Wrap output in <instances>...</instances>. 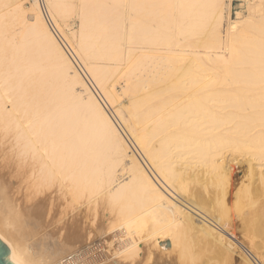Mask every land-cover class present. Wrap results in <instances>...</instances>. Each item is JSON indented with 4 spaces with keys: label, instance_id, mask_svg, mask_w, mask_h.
Here are the masks:
<instances>
[{
    "label": "bare ground",
    "instance_id": "1",
    "mask_svg": "<svg viewBox=\"0 0 264 264\" xmlns=\"http://www.w3.org/2000/svg\"><path fill=\"white\" fill-rule=\"evenodd\" d=\"M226 1L0 0L10 263L264 261V0Z\"/></svg>",
    "mask_w": 264,
    "mask_h": 264
},
{
    "label": "rangeland",
    "instance_id": "2",
    "mask_svg": "<svg viewBox=\"0 0 264 264\" xmlns=\"http://www.w3.org/2000/svg\"><path fill=\"white\" fill-rule=\"evenodd\" d=\"M246 3L247 2L245 0H227L226 1V4H227V7H226V19H228L229 15H230V18L231 19H234L236 14H240V15L241 14L242 15L246 14V10H247L246 9L247 8V4ZM25 6L27 8L30 7L31 6V2L28 1L27 3H25ZM226 23H227V20H226ZM68 24H69V28L67 29V32H73V31H76L77 30V28H78V21H77V19H75V18H71V20L69 19L68 20ZM120 88H121V86L118 87V90H120ZM114 120H115V118H114ZM115 122H116V120H115ZM132 149L134 150L135 155L138 158H140V154L138 153V151L136 149H134V148H132ZM0 157H1V155H0ZM7 158H9L8 155H6L5 157L1 158V159H5L6 165L4 163H2L3 161L0 160V170L1 171L3 170V173L6 172L5 174H8L5 177L8 180L10 178H13L12 180H13V182H14L15 185L12 186V187L15 189L17 186L19 187V184H18V179L19 178L16 179V177H13V176L16 175L15 172H13V169H16V167H15L16 165H15V163L12 160H10L9 163H8L7 162L8 161ZM11 161L13 163H10ZM12 164H14V165H12ZM233 166H235V165H233ZM236 166H243V167H239L241 169V171L238 170L239 169L238 167H236L234 182H235V185H239L241 183V181H243L245 179V175H246L245 169L247 168L246 166H248V165L247 164H237ZM236 179H237V181H236ZM16 183L18 185H16ZM14 191H18V190L15 189ZM19 191H21V189H19ZM232 240L235 243L237 241L236 245H238V243L240 242V236H238V238H236L235 240L234 239H232ZM144 246L145 245H141L140 246V248L142 249V251L140 253V257H139L138 260H141V261H138L137 260L136 264H143V263L146 264L147 261H148L147 260V257L149 255V251H148L149 248H147L146 246L144 247ZM34 249L36 250V253H38V257H39V260L37 259L38 260V263L37 264H51L52 263L51 261H52L53 257L55 259L54 262H53V264H58V261H56V260L59 259L62 256L67 255V253H65V254H63L61 256L59 254H54L53 250H51L47 245H42V246L36 247ZM145 251H146V253H145ZM145 254L146 255L148 254L147 257H145L146 256ZM155 255H156L155 258H153V260L151 262L147 263V264H176L175 263V259L172 258L173 256L172 257L170 256L171 257L170 258V257H167L166 255H160V254H156V253H155ZM238 255H237V253H236V255H234V258L235 259H233V262L231 264H237V263L240 264L241 263V261H239V260H241V257L238 256ZM237 257H238L239 260L237 259ZM144 258H146V261H145ZM257 262H259L258 264H264L263 263L264 261L262 262V261H259L258 260Z\"/></svg>",
    "mask_w": 264,
    "mask_h": 264
},
{
    "label": "water",
    "instance_id": "3",
    "mask_svg": "<svg viewBox=\"0 0 264 264\" xmlns=\"http://www.w3.org/2000/svg\"><path fill=\"white\" fill-rule=\"evenodd\" d=\"M9 257V248L2 241H0V264H12L9 261Z\"/></svg>",
    "mask_w": 264,
    "mask_h": 264
},
{
    "label": "snow or ice",
    "instance_id": "4",
    "mask_svg": "<svg viewBox=\"0 0 264 264\" xmlns=\"http://www.w3.org/2000/svg\"><path fill=\"white\" fill-rule=\"evenodd\" d=\"M0 239H2V237H0Z\"/></svg>",
    "mask_w": 264,
    "mask_h": 264
}]
</instances>
